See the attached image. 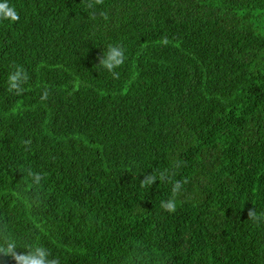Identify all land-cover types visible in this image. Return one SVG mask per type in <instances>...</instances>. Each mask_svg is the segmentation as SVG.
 Instances as JSON below:
<instances>
[{
	"label": "trees",
	"instance_id": "trees-1",
	"mask_svg": "<svg viewBox=\"0 0 264 264\" xmlns=\"http://www.w3.org/2000/svg\"><path fill=\"white\" fill-rule=\"evenodd\" d=\"M9 3L0 264H264V0ZM114 44L118 78L97 66Z\"/></svg>",
	"mask_w": 264,
	"mask_h": 264
},
{
	"label": "clouds",
	"instance_id": "clouds-1",
	"mask_svg": "<svg viewBox=\"0 0 264 264\" xmlns=\"http://www.w3.org/2000/svg\"><path fill=\"white\" fill-rule=\"evenodd\" d=\"M96 3H103V0H96ZM19 20V14L15 6L9 3V0H0V22L9 21L17 22ZM98 65L104 70L108 71L113 75L114 78L119 77V73L116 69L120 68L125 62V49L119 45H109L107 51L104 52L98 58ZM28 81V76L25 69L22 66L13 64V71L9 73L7 77V89L11 93H15L19 96L25 89L22 87L23 84H26ZM48 91L46 90L42 96L41 100L48 99ZM165 173H159L147 175L141 181L142 187H148L153 184L158 178L163 180L165 178ZM37 181L40 180V176L37 175ZM182 188V183L180 181H175L172 187V195L167 200V202H161V207L169 212H174L176 210V197L180 193ZM250 218H254V213L249 211L248 213ZM18 264H51L50 261H46L45 253L41 249H37L34 254L27 256L17 257Z\"/></svg>",
	"mask_w": 264,
	"mask_h": 264
}]
</instances>
